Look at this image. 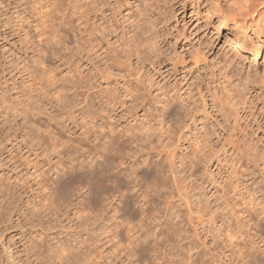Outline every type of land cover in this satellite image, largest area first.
Masks as SVG:
<instances>
[{
  "label": "rangeland",
  "instance_id": "1",
  "mask_svg": "<svg viewBox=\"0 0 264 264\" xmlns=\"http://www.w3.org/2000/svg\"><path fill=\"white\" fill-rule=\"evenodd\" d=\"M37 1L46 2L0 0V264H57L48 255L58 254L65 243L83 247V256L82 253L79 257L76 255L70 262L79 264L89 252L84 248V241L92 240L89 237L94 234L93 239H97V235L104 243L95 239L101 252L98 256L95 254L100 259L93 257V264H162L169 258L173 259L169 264H180V261L182 264H264V0H260L262 4L254 16L249 17L242 11L244 0H98V4L87 0L89 18H84L83 23L78 20L80 13L75 9L74 0H57L61 11L56 14L58 22L54 29L61 30L68 40L65 39L66 43H70L66 47L70 49L65 48L66 51L52 57L45 67L37 61L39 49L45 50L37 45L34 31L37 20L41 19V10L36 9ZM70 19L73 29L66 23ZM93 24L105 31L101 38L90 42V38L96 37ZM112 26L115 29L111 30ZM27 30L32 42L26 40L24 33ZM139 39L145 45H141ZM125 42L136 51L130 56L131 66L120 68L116 57L126 60ZM55 44L56 48L62 47ZM91 44L96 47L91 49ZM112 62L117 66L114 67ZM49 67L56 69L58 77L54 82L58 86L53 81L47 82ZM109 67L111 73L107 70ZM28 68L37 71L35 75L41 85L38 84L36 89L28 83ZM79 78L83 82L90 80L88 83L93 89L84 86L87 83ZM77 80L84 86L82 89ZM28 87L35 89V94L28 92ZM43 87L47 88L44 90ZM73 87L79 88L78 91ZM55 89L58 92L65 90L68 95L56 98L59 94ZM36 93L40 94L41 101L37 100ZM109 97L115 103L108 102ZM4 100L5 105L1 102ZM172 100L176 102L174 106L165 110ZM20 102L26 108L33 105L34 108H30L35 111L26 114L18 104ZM160 121L167 123L168 134L160 137L151 130L143 137L144 141L138 143L139 148L135 145L136 156L133 154L127 159L124 167L117 169L118 165L114 166L109 174L116 183L124 181L127 185L131 182L129 178L121 175L122 181L120 174L116 175L120 171L131 172L136 181L141 182L143 192L139 187L133 189L136 181L131 185L133 190L123 187L124 183L111 181L106 189L109 187L107 191L111 195L114 193L113 201H110L115 208L103 214L99 210L102 205L99 206L100 201L95 196L102 190L92 187L96 192L93 194L94 191L89 192L87 187L84 190L85 186H81L80 191L75 189V184L72 187L71 183L82 173L87 178L93 164L97 163L93 169L99 168L98 162L103 161L99 152L106 146L107 137L97 139L99 133L94 135L95 126L115 125L124 134L131 126L148 127L152 123L157 128ZM98 146L102 150L94 153L95 147L99 150ZM153 152L161 153V157H154ZM82 162L85 172L81 168ZM65 164L70 165L69 169ZM73 166L75 169L71 170ZM79 167L82 170L75 171ZM40 174L47 179L50 177L47 180L51 181L48 182L50 185L62 174H67L62 180L65 184L75 178L69 183V190L73 188L71 195L65 196L71 203L67 201L57 215L40 210L44 197L36 185L41 181ZM141 178L144 180L140 181ZM23 181H29L32 188H23ZM49 184L46 189L51 187ZM115 185H119L118 188ZM54 188L52 186L44 193L49 194ZM125 191L130 193L127 195ZM90 194L96 197L94 203ZM88 196L92 206H98L92 207L96 209L93 214L91 204L85 200ZM79 207L85 211L91 209L90 221L79 217ZM95 216L100 217L97 218L99 222ZM143 219L150 229L143 224ZM168 220L177 226L172 229L174 224L170 232L166 228L161 234ZM116 222L120 226L123 224L122 237L115 238L110 244L121 245L118 250L122 253L114 250V256L108 247L111 246L110 237L115 235L111 227L114 229ZM85 225L87 229L84 230ZM141 225L146 228L140 233V239L133 243L127 231ZM103 227L107 231H102ZM109 230L114 235L104 234ZM147 234L153 235L150 238ZM103 244L107 246L104 248ZM39 246L45 251L42 249L41 252ZM100 255L106 258L102 260Z\"/></svg>",
  "mask_w": 264,
  "mask_h": 264
},
{
  "label": "bare ground",
  "instance_id": "2",
  "mask_svg": "<svg viewBox=\"0 0 264 264\" xmlns=\"http://www.w3.org/2000/svg\"><path fill=\"white\" fill-rule=\"evenodd\" d=\"M62 1V0H61ZM70 1H72V0H70ZM82 1H84V0H74V3H76V10L77 11H79V13H80V16H79V21L80 22H82L83 23V20H84V18H86V19H88L89 18V12H88V7H87V0H85L86 1V3L84 2V3H82ZM88 1H90L89 3H97V1L98 0H88ZM241 1V0H240ZM262 1V0H261ZM38 2V1H37ZM141 2H142V0H141ZM148 2V1H147ZM243 2V8H242V11L244 12V15L245 16H247V17H249V16H254V14L256 13V10H257V8L262 4V2H260V0H244V1H242ZM70 3V2H69ZM98 4V3H97ZM96 4V5H97ZM144 4V3H143ZM242 3H240V5H241ZM61 5H60V3L57 1V0H55V1H53V0H46V2H44V3H41L40 1L38 2V4L36 5V9L37 10H41L40 12H39V16L41 17V19H40V21H38L37 20V22H36V25H35V27L34 28H36V30H34L36 33H35V36H36V38L38 39V43H37V45L39 46H43V48L45 47V50L44 49H42V48H40L39 49V57H38V59H37V61L41 64V65H44L43 67H45V65L46 64H48L49 62H50V60H51V58L52 57H57L58 55H60L62 52H64V50H65V48H66V50H69L70 48H69V46H67L66 47V44H68V43H66V41H68L67 40V38H65L64 37V35H62L61 34V30L60 29H58V28H61V25H60V27H58L57 29L58 30H55L56 29V24H55V22H58V21H56L57 20V18H56V14L57 13H60L59 12V10H60V7ZM63 6V5H62ZM69 6H70V4H69ZM93 6V5H92ZM95 6V5H94ZM98 6V5H97ZM86 7V8H85ZM142 7V6H141ZM242 7V6H241ZM99 8V7H98ZM239 8V7H238ZM113 9V8H112ZM142 10V9H141ZM239 10V9H238ZM61 11V10H60ZM62 11H64L63 9H62ZM237 11V10H236ZM240 11V10H239ZM239 11H237L238 13H239ZM241 13V12H240ZM73 14V13H72ZM101 14V13H100ZM241 14H243V13H241ZM240 14V15H241ZM239 16V15H238ZM243 16V15H242ZM244 16V17H245ZM66 17V16H65ZM246 17V18H247ZM238 18H240V17H238ZM242 19V18H241ZM252 19V18H251ZM67 20V19H66ZM151 20V19H150ZM89 21V20H88ZM148 21V20H147ZM59 22H61L62 23V21H59ZM66 22V21H65ZM140 22V21H139ZM145 22V21H144ZM67 23V25L69 26V28L70 29H73L74 27H73V21L70 19L68 22H66ZM66 23H64V24H66ZM97 23V22H96ZM150 23V22H149ZM109 24V23H108ZM151 24V23H150ZM83 25V24H82ZM54 26H55V29H54ZM87 27V26H86ZM107 27V26H106ZM113 27V26H112ZM63 28V27H62ZM66 28L68 29V27L66 26ZM82 28V27H81ZM70 29H68V30H70ZM86 29V28H85ZM113 29H115L114 27L111 29V30H113ZM66 30V29H65ZM70 31H73V30H70ZM69 31V32H70ZM105 31V29H102V31H101V29L99 28V27H97L95 24H93V35L94 36H96V37H92V38H90L91 39V41H90V39H88L90 42H93L94 41V39H99V38H101L102 37V35H103V32ZM151 31V30H150ZM152 32V31H151ZM82 33V32H81ZM147 33V32H146ZM145 33V34H146ZM25 37H26V40L28 41V42H32V38H31V35H30V33H29V31L27 30V31H25ZM70 34V33H69ZM85 34V33H84ZM150 36V35H149ZM152 36V35H151ZM139 37V36H138ZM137 37V38H138ZM84 38V37H83ZM141 38V37H140ZM145 38H147V37H145ZM149 38V37H148ZM65 39H66V41H65ZM96 40V41H97ZM125 40H127V39H125ZM136 40V41H135ZM149 40V39H148ZM151 40H152V37H151ZM77 41H78V39H77ZM80 41H81V39H80ZM89 41L87 42V43H89ZM134 41L135 42H138V40L137 39H134ZM139 41H140V39H139ZM59 43L58 45H60L61 44V48H56L55 47V45H57V44H55V43ZM85 42V41H84ZM141 43V45H145V44H142V40L140 41ZM143 42H145L146 43V41H144L143 40ZM149 42V41H148ZM152 42V41H151ZM77 43H79V42H77ZM81 43H83V42H81ZM80 43V44H81ZM129 43H130V41H129ZM79 44V45H80ZM95 44V43H94ZM124 44V46H125V54H127V55H125L126 57V60L125 61H121V60H123V59H121V60H119L120 58L118 57H116V60H117V62H118V67H130L131 66V64H130V62H129V60H130V56L133 54V52H135L136 50L134 49V51L132 50L133 48H130L132 45H130V47H129V45H128V43H123ZM133 44V43H132ZM68 45H70V43L68 44ZM152 45V44H151ZM154 46V45H153ZM37 47V46H36ZM90 47H92L91 49H94L96 46L95 45H92L91 44V46ZM127 47H129L131 50H129V48H128V52L126 53V49H127ZM133 47V46H132ZM135 47H136V45H135ZM144 47V46H143ZM47 48V49H46ZM138 48V47H137ZM150 48V47H149ZM79 49V48H78ZM83 49V48H82ZM123 49H124V47H123ZM140 49V48H139ZM144 49V48H143ZM65 50V51H66ZM83 50H85V49H83ZM82 51V50H81ZM140 51H141V49H140ZM140 51H139V53H140ZM144 51V50H143ZM142 52V51H141ZM143 53H145V51L143 52ZM65 54V53H64ZM141 55V54H140ZM63 56V55H62ZM118 56V55H117ZM36 61V60H35ZM35 63V62H34ZM115 64H117L116 62H114ZM114 63L112 62V64H113V66H114ZM40 65V66H41ZM111 66V65H110ZM117 66V65H116ZM116 66H114V67H116ZM47 67H48V65H47ZM120 67V68H121ZM50 68V67H49ZM51 69V68H50ZM28 70V74H29V82L28 83H31V87H37V85L38 84H40L39 83V77H37L36 75V70H32V69H30V68H28L27 69ZM56 70V69H55ZM55 70L54 69H51L50 71H49V76H47V75H44V76H47V82L49 83L50 81L52 82H54V80H56V78L58 77L57 75L58 74H56V72H55ZM108 71L110 70V73L112 72L111 71V67H109L108 69H107ZM36 71V72H35ZM48 72V69H46L45 70V72ZM39 72V71H38ZM43 72V71H42ZM44 72V73H45ZM41 73V72H40ZM70 73V72H69ZM73 73V72H72ZM36 74V75H35ZM40 75V74H39ZM41 75H43V73L41 74ZM41 75H40V77H41ZM85 76V75H84ZM83 76V77H84ZM48 77H49V79H48ZM73 77H74V75H73ZM71 77H69V79H70ZM82 78V77H81ZM81 78H79V80H81ZM85 78H86V76H85ZM63 80H64V78H62ZM61 79V81H63ZM66 79H68V78H66ZM68 79V80H69ZM72 79V78H71ZM70 79V80H71ZM74 79V78H73ZM46 80V79H45ZM69 80V81H70ZM61 81H59V82H61ZM67 81V80H66ZM72 81V80H71ZM70 81V82H71ZM78 81V80H77ZM90 81V80H89ZM88 81V82H89ZM46 82V83H47ZM50 82V83H51ZM52 82V83H53ZM64 82V81H63ZM62 82V83H63ZM74 82H76V81H74ZM81 82H83L82 80H81ZM85 82L87 83V84H85ZM85 82H83V83H81V84H83L84 86H87V85H89V83L87 82V80H85ZM49 83V84H50ZM55 83V82H54ZM78 85H79V87L81 88V86H80V81H78V82H76ZM57 83H55V85H56ZM74 84V83H73ZM77 84H75V85H77ZM41 85V84H40ZM44 85V87H45V83H42V86ZM47 85V84H46ZM74 85V86H75ZM56 86H58V85H56ZM84 86H82V88L84 87ZM90 87H91V85H89ZM43 87V88H44ZM47 87H48V85H47ZM46 87V88H47ZM72 87V86H71ZM88 87V86H87ZM41 88V87H40ZM46 88H44V90L46 89ZM63 88H64V86H63ZM65 88H66V86H65ZM64 88V89H65ZM81 88V89H82ZM89 88V87H88ZM36 89V88H35ZM35 89H29V87H28V92H29V90H30V93H33V94H35L34 92H35ZM57 89H59V87L57 88ZM73 89H76L77 91H78V89L79 88H76V87H73ZM85 89V88H84ZM89 89H93L92 87L91 88H89ZM88 89V90H89ZM41 90V89H40ZM43 90V89H42ZM41 90V91H42ZM56 90V89H55ZM61 90V89H60ZM59 90V92H58V90H56V92L59 94L56 98H59V99H62V98H65L66 96L65 95H68V94H66V92H65V90H61L60 91ZM37 91V90H36ZM47 91V90H46ZM45 91V92H46ZM67 91V93L69 92L68 90H66ZM71 91V90H70ZM73 91V90H72ZM71 91V92H72ZM42 92H44V91H42ZM103 92V91H102ZM40 93V92H39ZM39 93H36V95L35 96H37V100H40L39 98H40V94ZM57 93H55L54 95L56 96L57 95ZM80 93H82L81 91H80ZM105 93V92H104ZM46 93H44V95H45ZM27 95H29V94H27ZM43 95V94H42ZM103 95H105V94H103ZM107 95V94H106ZM131 95V94H130ZM142 95V94H141ZM30 96V95H29ZM31 96H33V95H31ZM34 96V97H35ZM52 96H53V94H52ZM64 96V97H63ZM34 97H32V98H34ZM42 98H43V96H41ZM79 97V96H78ZM31 98V100H33ZM36 98V97H35ZM110 98V101H109V99H108V102H111V103H115V101H113V98L112 97H109ZM141 98V97H140ZM30 99V97L28 98V100ZM59 99H57L58 100V102H59ZM67 99V98H66ZM43 100V99H42ZM56 100V101H57ZM65 100V99H64ZM141 100V99H140ZM34 101V100H33ZM33 101H31V103L33 102ZM41 101V100H40ZM62 101V100H61ZM67 101H68V99H67ZM85 101H86V99H85ZM84 101V102H85ZM3 104L4 103H6L5 102V100L4 101H1ZM38 103H40L39 101H37ZM37 102H35V103H37ZM63 102V101H62ZM65 102H66V100H65ZM69 102V101H68ZM8 103V102H7ZM37 103V104H38ZM176 102L175 101H170V102H168V104H167V106L165 107V110H168L169 109V107H172V105L174 106V104H175ZM19 105H21L22 106V104H21V102L20 103H18ZM64 104V103H63ZM5 105V104H4ZM27 105H28V103H27ZM30 105V104H29ZM20 106V107H21ZM32 106L33 105H31L30 107L32 108ZM36 106V105H35ZM40 106V105H39ZM30 107H27L26 108V106L24 107V106H22V109H23V111L24 112H26V114L28 113V111H30L31 112V110L34 108H30ZM87 107H89V105L87 106ZM87 107H85V108H87ZM36 108H38V106L36 107ZM40 108L41 107H39V111H40ZM90 108V107H89ZM164 109V108H163ZM16 110V109H15ZM91 110V109H90ZM9 111V110H8ZM20 111V110H19ZM32 111H35V110H32ZM43 111V110H42ZM46 111V110H45ZM95 111V110H94ZM166 112V111H165ZM18 113V112H17ZM41 113V112H40ZM50 113V112H49ZM164 113V112H163ZM21 114H22V112H21ZM24 114V113H23ZM33 114V113H32ZM73 114V113H72ZM71 114V115H72ZM164 116H165V114H163ZM171 115L172 114H170V117H171ZM19 116V115H18ZM22 116V115H21ZM29 116H30V114H29ZM174 116V115H173ZM176 116V115H175ZM95 117V116H94ZM166 117V116H165ZM169 117V118H170ZM68 118V117H67ZM167 118V117H166ZM165 121V120H164ZM164 121H160L159 122V124H158V127L157 128H155L154 126H152V123H149L148 124V127H138V126H136V127H133V126H131V128L129 127V128H126L125 130H124V134H123V131H122V133L121 132H119L118 130H117V127L115 126V125H109L108 127H106V126H104V125H98V126H95V128H97L96 129V132H95V134L94 135H96L97 133H99V135L96 137L97 139H100V137H101V139H106V137H107V144H103L102 143V146L104 145L105 147H103V150L102 149H99V148H102L101 146H98V149L99 150H96L95 148H94V153H96V152H98V151H100V150H102V152H99L100 153V158H101V160H103V161H101V162H98L100 165H98L99 166V168H95L94 167V169H93V166H94V164H93V166H92V169H91V171H90V174L89 173H87L88 174V177L86 178V174L84 175L83 173H82V175H84V176H82V175H80L79 173H77L78 175H80L81 177H79L78 179H73L74 180V182L73 183H71L73 180L72 179H69V183H71L72 185L73 184H75L76 185V187H75V189H79V191H80V187L81 186H85V188H84V190L85 189H87L88 191L89 190H92V193H93V191H94V193L93 194H95L96 192H95V190H93L94 189V187L98 190V191H100V190H102L99 194H97V195H95L96 197H97V199L100 201V205L99 206H101L102 205V207H101V209H100V207H99V210H100V213L102 212L103 214H105L107 211H113V209L115 208V206L113 205V207H112V204H113V202H111L110 200L112 199V201H113V196H114V193L111 195L107 190L109 189V187H108V189H106L107 188V186L109 185L108 183H110L111 181H113V179H111L110 178V175L109 174H112L111 173V171H113L112 170V168H114V166H117L118 165V167H117V169L119 168V167H124V165L126 164V161H127V159H130V157H132L133 156V154H134V156H136L135 155V152L133 151V150H135L134 149V147H138L139 148V144L140 143H142V141H144V139H143V137L145 138V135H147V133H150V131L151 130H153L154 132H157L159 135H160V137H163L164 135H166V134H168V129H169V127L167 126V123H164ZM98 124V123H97ZM92 125V124H91ZM152 126V127H150V126ZM157 125V124H156ZM45 126V125H44ZM166 126L168 127V129H166ZM142 128L145 130V131H143L142 130ZM107 130V131H106ZM171 130V129H170ZM106 131V132H105ZM131 132V133H130ZM152 132V131H151ZM130 133V134H129ZM85 135V134H84ZM93 135V134H92ZM89 136H90V134H89ZM42 137V136H41ZM31 138V137H30ZM79 139V138H78ZM83 140V139H82ZM81 140V141H82ZM86 141V140H85ZM104 141V140H103ZM59 142H61L60 140H59ZM99 142L101 143V141L99 140ZM139 143V144H138ZM146 143V142H145ZM55 144V143H54ZM61 144H64V143H61ZM136 144H138V145H136ZM39 145V144H38ZM100 145V144H99ZM136 145V146H135ZM50 146V145H49ZM53 146V145H52ZM58 146H60L59 144H58ZM94 146H96V145H94ZM143 146V145H142ZM56 147V146H55ZM54 147V148H55ZM78 147V146H77ZM53 148V149H54ZM57 148H55V150H56ZM151 149V148H150ZM149 149V150H150ZM154 150H155V148H153ZM51 150V149H50ZM54 150V151H55ZM69 150V149H68ZM145 150H147V149H145ZM144 150V152H147V151H145ZM152 150V149H151ZM49 151V150H48ZM139 151H141V150H139ZM143 151V150H142ZM93 152V151H92ZM147 153H149V151L147 152ZM152 153V152H151ZM154 153V152H153ZM91 154H93V153H91ZM98 154V153H97ZM160 154L161 153H157V154H153V155H155L154 157H158V156H160ZM99 155V154H98ZM146 155V154H145ZM148 156V155H147ZM151 156H152V154H151ZM163 156V155H162ZM256 156V155H255ZM161 157V156H160ZM254 157V156H253ZM89 158V157H88ZM90 158H91V156H90ZM89 158V159H90ZM99 158V159H100ZM146 158V157H145ZM152 158H153V156H152ZM69 159H70V157L68 158V161L66 162L67 164H69L68 162H69ZM148 159L150 160V158L148 157ZM251 159V158H250ZM249 159V160H250ZM51 160V159H50ZM92 160H93V158H92ZM91 160V161H92ZM96 160V159H95ZM145 160V159H144ZM248 160V159H247ZM80 161V160H79ZM89 161V160H88ZM100 161V160H99ZM253 162H254V160H252ZM257 161V160H256ZM71 162V161H70ZM96 162V161H95ZM153 162H154V160H153ZM83 163V162H82ZM81 163V164H82ZM86 164H87V162H85ZM147 163V162H146ZM190 163H192V162H190ZM252 163V162H251ZM67 164H65V165H67ZM92 164V163H91ZM97 164V163H96ZM95 164V165H96ZM148 164V163H147ZM72 165H74L75 166V164L73 163ZM71 165V166H72ZM78 165V164H77ZM76 165V167H78ZM84 163H83V165H81V168L83 169V172H85L84 171ZM88 165H89V163H88ZM88 165H86V166H88ZM152 165V164H151ZM155 165V164H154ZM154 165H152V166H154ZM176 165V164H175ZM68 166V167H67ZM67 166H65V167H67L68 169H69V166L70 165H67ZM71 167L70 169L71 170H73V169H75V167ZM90 166V165H89ZM126 166V165H125ZM145 166H146V164H145ZM148 167H149V165H147ZM80 168V167H79ZM76 168V169H78V170H75V171H78L79 172V170L81 171L82 169L80 168ZM91 168V167H90ZM116 168V167H115ZM144 168V167H143ZM151 168V167H150ZM160 168V167H159ZM62 169V168H61ZM89 169V167H87V170ZM139 169V168H138ZM149 169V168H148ZM171 169V168H170ZM128 170H129V167H128ZM143 170V169H142ZM163 170V169H162ZM68 171V170H67ZM75 171H72L73 173L75 172ZM89 171V170H88ZM114 171H115V169H114ZM119 171V170H118ZM136 171V170H135ZM135 171H133V172H135ZM174 171V170H173ZM71 171L69 170V173H70ZM87 172V171H86ZM68 173V172H67ZM114 173V172H113ZM136 173V172H135ZM157 173V172H156ZM61 174V173H60ZM71 174V173H70ZM69 174V175H70ZM120 174V175H119ZM62 175H64V174H62ZM62 175H59L58 176V179L56 180L55 179V184L53 183L54 181H52V183H51V185L48 183V182H51V181H47L48 179L50 180V177L47 179L46 177H45V175H39L38 177H39V179L41 180L40 182L38 181L37 183H36V185H37V187H39V190H41L42 192H43V194H44V197L42 198L41 196V209L40 210H45V211H47V212H51V214H53V215H57L58 214V212H59V210L60 209H62V206H64L66 203H71V201H66V199H68V197H65V196H67L66 194H69V195H71V190H73V188L71 189V190H69L70 188H71V184H69V183H63V178L67 175V174H65V176H62ZM72 175V174H71ZM115 175H116V173H115ZM118 175L120 176V178H122L121 177V175L123 176V178H129V181H131V182H128L127 183V185L125 184L126 182H124L123 181V178H122V181H123V183H121V182H117V183H120V184H123V187H129V190H135V189H137L138 187H139V191L140 192H143L142 191V188H141V185L139 184V183H141V182H139V181H136V177H134L133 175L134 174H131V172H128V171H120V172H118V174L116 175L117 177H118ZM136 175V174H135ZM140 175V174H139ZM143 175H145L144 174V172H143ZM142 175V176H143ZM73 176V175H72ZM72 176H71V178H72ZM137 176V175H136ZM142 176H139V178L140 177H142ZM146 176V175H145ZM144 176V177H145ZM48 177V176H47ZM75 177V176H74ZM146 178V177H145ZM158 178V177H157ZM35 179V178H34ZM65 179V178H64ZM131 179V180H130ZM148 178H146L145 180H147ZM167 179V178H166ZM52 180V179H51ZM72 180V181H71ZM128 180V179H127ZM143 180H144V178H143ZM142 180V178H141V180L140 181H143ZM152 180V179H151ZM162 180V179H161ZM47 181V184H49L48 186L50 187H52V186H55V188H54V190H52V191H50L51 193H49V194H45L44 193V190H47V189H50V188H47L46 189V182ZM67 181H68V179H67ZM66 180L64 181V182H67ZM71 181V182H70ZM116 181V180H115ZM115 181H113V182H115ZM136 181V182H135ZM27 182H29V181H27ZM26 181H23V188H25L26 186L27 187H29L30 185H28V183H27ZM135 182V186H134V188L132 189V187H131V185H132V183H134ZM112 183V182H111ZM116 183V182H115ZM114 183V184H115ZM116 183V184H117ZM160 184V183H159ZM21 185H22V183H21ZM130 185V186H129ZM68 186H70V187H68ZM114 186V185H113ZM115 186H117V188H118V186L119 185H115ZM133 186V185H132ZM157 186V185H156ZM72 187H74V185L72 186ZM87 187V188H86ZM92 187H93V189H92ZM30 188H32V186H30ZM114 188V187H113ZM120 188L122 189V185L120 186ZM148 188V187H147ZM156 188V187H155ZM160 188V187H159ZM158 188V189H159ZM166 188V187H165ZM164 188V189H165ZM33 189H34V187H33ZM74 189V192L76 191ZM127 190L128 188H124L123 190ZM161 189V188H160ZM81 190H82V188H81ZM96 190V191H97ZM110 190V189H109ZM114 190V189H113ZM120 190V189H119ZM138 190V189H137ZM144 190V189H143ZM79 191H76V193H78ZM97 191V192H98ZM117 191V190H116ZM49 192V191H48ZM69 192V193H68ZM90 192V191H89ZM111 192V191H110ZM118 192V191H117ZM126 192V191H125ZM148 192V191H147ZM88 193V192H87ZM91 193V194H92ZM120 193H122L121 192V190H120ZM130 193V192H129ZM128 193V194H129ZM131 193H132V191H131ZM133 193H135V192H133ZM137 193H139V192H137ZM42 194V195H43ZM72 194H73V192H72ZM91 194H90V197H91ZM123 195L125 194V193H122ZM121 194V195H122ZM126 194H127V192H126ZM127 194V195H128ZM141 194V193H140ZM122 195V197H124ZM133 195V194H132ZM136 195V194H135ZM146 195V194H145ZM144 195V196H145ZM148 195V194H147ZM146 195V196H147ZM156 195V194H155ZM73 197L74 196H76V194L75 195H72ZM93 196V195H92ZM139 196V195H138ZM143 196V195H142ZM89 196H88V198L87 199H85V200H87V201H89L88 199H91V198H93V199H91L92 200V202L93 201H95L96 200V197L94 198V196L93 197H91L90 198ZM126 198L128 197V196H125ZM132 197V196H131ZM148 197V196H147ZM116 198V197H115ZM114 198V199H115ZM129 198H130V196H129ZM136 198V197H135ZM73 198H71L70 200H72ZM95 199V200H94ZM131 199V198H130ZM130 199H128L127 198V200H130ZM90 200V201H91ZM86 201V202H87ZM90 201H89V203L88 204H91V205H89L90 207H91V209H92V207L94 206L95 207V205L93 204V206H92V202L90 203ZM115 201V200H114ZM130 201H132V200H130ZM94 203V202H93ZM129 203H131V202H129ZM171 203V202H170ZM170 203H168L169 204V207H171L170 205ZM76 204V203H75ZM88 204L86 205L87 207H88ZM128 204V203H127ZM167 204V203H166ZM67 205H70V204H67ZM77 205V204H76ZM36 206V205H35ZM130 206V205H129ZM128 206V207H129ZM174 205H172V207H173ZM67 207V206H66ZM70 207V206H69ZM96 207H98L97 205H96ZM35 208H38V205L35 207ZM63 208H65V207H63ZM79 208H80V210H79ZM78 208V210L81 212V214L79 213V217H80V215L81 216H83V219H87V220H89L90 219V210L88 211L87 209H89V207L86 209V211L85 210H82V207H79ZM129 209V208H128ZM173 209V208H172ZM34 210V209H33ZM39 210V211H40ZM77 210V211H78ZM93 210V209H92ZM94 210H96V209H94ZM94 210L92 211V214L94 213ZM99 210H98V212H99ZM156 210V209H155ZM35 211V210H34ZM37 211V213H39L38 212V209L36 210ZM87 211H88V213H87ZM153 211V210H152ZM43 213H45V212H43ZM62 213V212H61ZM87 213V214H86ZM97 213V212H96ZM99 213V214H100ZM158 213V212H157ZM157 213H156V215H157ZM33 214V213H32ZM42 214V213H41ZM86 214V215H85ZM88 214H90V215H88ZM103 214H101L100 215V217H103ZM154 214V213H153ZM153 214L151 215V216H153ZM159 214V213H158ZM34 215L35 214H33V217H34ZM88 215V216H87ZM95 215H98V214H95ZM115 215H117V213L115 212ZM155 215V214H154ZM36 216V215H35ZM47 216H49V215H47ZM90 216V217H89ZM94 215H92V217H93ZM105 216V215H104ZM141 216V215H140ZM146 216H148V215H146ZM146 216H144V217H146ZM149 216H150V214H149ZM148 216V217H149ZM177 216V215H176ZM51 218L53 217V216H50ZM85 217V218H84ZM99 216H95V219H96V221H97V218H98ZM99 217V218H100ZM115 217V216H114ZM155 217V216H154ZM54 218V217H53ZM98 218V219H99ZM104 218V217H103ZM103 218L101 219L102 221H103ZM109 218V217H108ZM119 218V217H118ZM151 218V217H150ZM150 218H147V220H149L150 221ZM180 218V217H179ZM82 219V218H81ZM92 219V218H91ZM112 219H113V217H112ZM115 219V218H114ZM178 219V218H177ZM31 220V219H30ZM145 220H146V218H145ZM146 220V221H147ZM156 221V219H153V221ZM173 220V219H172ZM172 220H168L169 222H167V223H165V227H163V225H162V227H163V229L161 230V234H163L162 232H164L165 231V229L167 228V230L169 231L171 228H172V226L174 225V224H176V223H174L173 224V222H172ZM90 221V220H89ZM88 221V222H89ZM93 221V220H92ZM91 221V222H92ZM107 221V220H106ZM109 221V220H108ZM135 221V220H134ZM143 221H144V219H143ZM146 221H144L143 222V224H146V225H148L147 223H146ZM157 221H158V219H157ZM97 222H99V221H97ZM97 222H94L93 224L94 225H96V223ZM158 222H161V221H158ZM90 223V222H89ZM88 223V224H89ZM103 223H104V221H103ZM117 223V222H116ZM115 223V224H116ZM149 224H150V222H148ZM153 223V222H152ZM32 224V223H31ZM112 224V223H111ZM142 224V225H143ZM158 224H160V223H158ZM157 224V225H158ZM93 225V226H94ZM107 225H109V224H107ZM107 225H104V226H107ZM123 225V224H122ZM120 226V224L119 223H117V225H115L114 226V229H112V227H111V231L113 230V233L115 234H113L112 232H110V230L108 231V233H104V234H107L108 236H109V232L111 233V234H113L114 236H117V237H114V236H109L110 237V240H109V244L110 243H112L113 242V240H115V238H117L118 239V237L119 236H121L120 235V231L123 229L122 227L123 226ZM130 225V224H129ZM133 226V227H130V229H129V231H127V229L128 228H126V231H127V233H129V235H128V237L129 238H131L132 239V242H133V240H134V242L133 243H135V241L139 238L140 239V233L142 232V230H143V228L145 227L146 228V225H144V226ZM80 226V225H79ZM87 226H89V225H87ZM127 226V225H126ZM149 226V225H148ZM177 226V224L176 225H174L173 226V228L172 229H174V227H176ZM82 227V226H81ZM91 227H92V225H91ZM109 227H110V225H109ZM45 228V227H44ZM49 228H52V227H49ZM147 228H149L150 229V226L149 227H147ZM179 228V227H178ZM177 228V229H178ZM33 229V228H32ZM48 229V228H47ZM80 229V228H79ZM85 229H87V227H86V225H85V228H84V230ZM88 229H89V227H88ZM101 229V228H100ZM171 229V230H172ZM176 229V230H177ZM45 231V229H42V231ZM51 230V229H50ZM78 230V229H77ZM181 230V229H180ZM180 230L178 231L179 232V234L181 233L180 232ZM87 231V230H86ZM86 231H82V229H81V232H86ZM91 231V230H90ZM102 231H107V230H105L104 229V227H103V230ZM101 231V232H102ZM144 231H145V229H144ZM89 232V231H88ZM94 232V231H93ZM100 232V234H102ZM149 232V231H148ZM170 232V231H169ZM174 232H176L177 234H178V232L177 231H175L174 230ZM87 233V232H86ZM90 233V232H89ZM88 233V234H89ZM96 233V232H95ZM145 233H146V231H145ZM151 233H153V232H151ZM171 233H172V231H171ZM91 234V233H90ZM94 234V233H93ZM98 234V233H97ZM103 234V235H104ZM156 234V233H155ZM159 234V233H158ZM176 234V236H178ZM95 235V234H94ZM94 235H91L92 237H89V238H92V240L91 239H86L87 241H86V243H85V241H84V244H82V245H84V248L86 249V250H89V254L87 253V258L86 259H84V261L83 262H80V263H82V264H93V260H95V259H100L99 257H97L99 254V252H101V248H98L99 249V251H98V249H97V247H99V246H97V243H99V242H101L102 240H100L101 239V237L99 238V236H97L96 235V237H97V239L99 238V242H97L95 239H93V236ZM152 235L153 234H151V236L150 235H148L147 234V236L149 237L150 236V238L152 237ZM108 236H106L108 239H109V237ZM173 236H175V233H174V235ZM183 236V235H182ZM122 237V236H121ZM124 237V236H123ZM147 237V238H148ZM168 237V236H167ZM120 238V237H119ZM160 238V237H159ZM163 238V237H162ZM165 238V237H164ZM84 239V238H83ZM130 239V240H131ZM168 239H169V237H168ZM94 240V241H93ZM170 240V239H169ZM171 240H172V238H171ZM90 241H92L91 243H89ZM121 241V240H120ZM167 241V240H166ZM103 242V241H102ZM116 242V241H115ZM125 242V241H124ZM131 242V241H130ZM170 242V241H169ZM73 243V242H72ZM104 243V242H103ZM119 243V242H118ZM123 243V242H122ZM137 243V242H136ZM66 244V245H65ZM64 244V246H62V247H60V249L58 250V254H56V253H54L53 254V252L51 253H49V254H53V255H48V256H50V259L52 260V259H54L55 260V262L57 261V264H58V261H59V264H70V262H72L71 261V259H73V257L75 258V256L77 255H80L81 253H82V256H83V252H82V249H83V247L82 246H79V245H74V244H72V245H69V243L67 244V243H65ZM71 244V243H70ZM106 244H107V242H106ZM119 244H121V243H119ZM61 245H63V244H61ZM75 247H74V246ZM104 245V244H103ZM111 246L110 247H108L107 249L109 250V252L110 253H113V255L115 256V252H114V250H117L118 252H120L119 250V246H121V245H119L118 246V244L117 243H113V244H110ZM138 245V244H137ZM159 245V244H158ZM77 246H78V248H77ZM91 246H93V247H91ZM105 246H107V245H104L103 247L105 248ZM171 246V245H170ZM43 247V246H42ZM102 247V248H103ZM122 247V246H121ZM144 247V246H143ZM177 247V246H176ZM39 248H41L40 246H39ZM38 248V249H39ZM46 248V247H45ZM48 248V247H47ZM47 248H46V250H47ZM57 248V247H56ZM126 248V247H125ZM165 248V247H164ZM260 248V247H259ZM42 249H44V247L43 248H41V252H42ZM77 249H78V251H77ZM119 249V250H118ZM122 249V248H121ZM133 249V248H132ZM137 249V248H136ZM162 249V248H161ZM106 250V249H105ZM104 249L102 250V251H105ZM44 251H45V249H44ZM47 251H51V249L49 250H47ZM46 251V252H47ZM55 251V250H54ZM147 251V250H146ZM258 251V250H257ZM35 252V251H34ZM77 252V253H76ZM117 252V253H118ZM143 252V251H142ZM155 252V251H154ZM256 252V251H255ZM33 253V252H32ZM37 253V252H36ZM39 253H40V249H39ZM122 252H120V254H121ZM143 253H145V248H144V252ZM42 254V253H41ZM40 254V255H41ZM85 254H86V252H85ZM85 254H84V256H85ZM95 254H97V256H95ZM102 254H103V252H102ZM127 254V253H126ZM146 254V253H145ZM144 254V255H145ZM157 254V253H156ZM39 255V256H40ZM46 256H47V254H45ZM143 255V256H144ZM171 255V254H170ZM42 256V255H41ZM102 258V260L103 259H105L106 258V256H102V255H100ZM124 256V255H123ZM126 256V255H125ZM145 256H147V255H145ZM144 256V257H145ZM79 257V256H78ZM95 259H94V258ZM97 257V258H96ZM158 257V256H157ZM178 257V256H177ZM177 257H175V258H177ZM80 258H81V256H80ZM79 258V259H80ZM117 258V257H116ZM160 258H162V257H160ZM165 258V257H164ZM166 258H168V257H166ZM170 260H173V259H171V258H169ZM78 260V259H77ZM76 260V261H77ZM122 260V259H121ZM145 260H146V258H145ZM170 260L168 261L167 259H165L163 262L164 263H162V264H169V262H170ZM48 261V260H47ZM50 261V260H49ZM82 261V260H81ZM260 261V260H259ZM51 262V261H50ZM75 262V261H74ZM186 262V261H185ZM188 262V261H187ZM79 263V264H80ZM123 263H124V261H123ZM156 263V262H155ZM173 263V262H172ZM171 263V264H172ZM45 264V263H44ZM52 264V263H51ZM53 264H55V263H53ZM95 264H96V262H95ZM147 264V263H146ZM150 264H151V262H150ZM180 264H182L181 263V261H180Z\"/></svg>",
  "mask_w": 264,
  "mask_h": 264
}]
</instances>
